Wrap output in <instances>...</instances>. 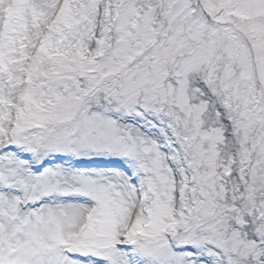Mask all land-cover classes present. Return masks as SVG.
Listing matches in <instances>:
<instances>
[{
  "label": "snow or ice",
  "instance_id": "snow-or-ice-1",
  "mask_svg": "<svg viewBox=\"0 0 264 264\" xmlns=\"http://www.w3.org/2000/svg\"><path fill=\"white\" fill-rule=\"evenodd\" d=\"M0 264H264V0H0Z\"/></svg>",
  "mask_w": 264,
  "mask_h": 264
}]
</instances>
